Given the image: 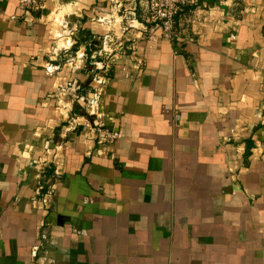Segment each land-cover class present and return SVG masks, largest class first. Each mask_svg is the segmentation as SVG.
I'll return each mask as SVG.
<instances>
[{"label":"crops","instance_id":"1","mask_svg":"<svg viewBox=\"0 0 264 264\" xmlns=\"http://www.w3.org/2000/svg\"><path fill=\"white\" fill-rule=\"evenodd\" d=\"M144 10L0 0V264H264V0Z\"/></svg>","mask_w":264,"mask_h":264},{"label":"built area","instance_id":"2","mask_svg":"<svg viewBox=\"0 0 264 264\" xmlns=\"http://www.w3.org/2000/svg\"><path fill=\"white\" fill-rule=\"evenodd\" d=\"M200 0H145L144 38L149 41H157L159 37L177 44L180 33L176 27L177 15L185 7L197 6ZM44 0H18V7L25 13L34 12L42 8ZM120 12V11H119ZM13 18H17L14 16ZM123 37H114L111 33L103 40V50L106 54L123 51ZM182 42V41H181ZM107 67V66H106ZM94 134L98 143L114 145L120 136V131L108 124L97 123L94 126Z\"/></svg>","mask_w":264,"mask_h":264}]
</instances>
